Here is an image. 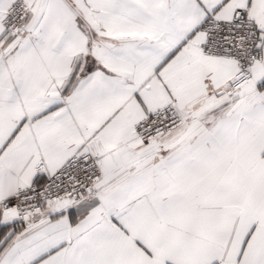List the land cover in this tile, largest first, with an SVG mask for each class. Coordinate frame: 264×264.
<instances>
[{
  "label": "snow or ice",
  "instance_id": "6c2138e0",
  "mask_svg": "<svg viewBox=\"0 0 264 264\" xmlns=\"http://www.w3.org/2000/svg\"><path fill=\"white\" fill-rule=\"evenodd\" d=\"M0 264H264V0H0Z\"/></svg>",
  "mask_w": 264,
  "mask_h": 264
}]
</instances>
